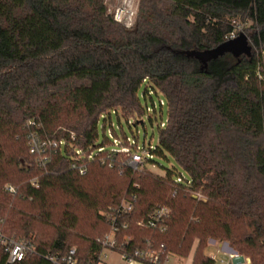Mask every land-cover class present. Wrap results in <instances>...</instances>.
<instances>
[{"label": "trees", "instance_id": "obj_1", "mask_svg": "<svg viewBox=\"0 0 264 264\" xmlns=\"http://www.w3.org/2000/svg\"><path fill=\"white\" fill-rule=\"evenodd\" d=\"M248 21L251 55L185 53L215 48ZM263 51L264 0H140L131 27L106 0H0V231L35 250L14 264H54L48 257L73 247L78 264H96L114 227L117 252L164 244L158 264L189 255L195 239L193 264H215L200 249L209 237L264 264ZM146 77L169 104L157 154L170 155L191 186L175 184L173 170L134 172L124 159L90 162L82 174L59 150L38 165L29 139L37 125L87 145L101 113H144ZM133 195L134 209L120 212ZM160 207L171 209L164 232L139 225ZM46 227L53 234L43 240Z\"/></svg>", "mask_w": 264, "mask_h": 264}, {"label": "built area", "instance_id": "obj_2", "mask_svg": "<svg viewBox=\"0 0 264 264\" xmlns=\"http://www.w3.org/2000/svg\"><path fill=\"white\" fill-rule=\"evenodd\" d=\"M137 0H122L121 3L115 7H109L113 12L114 19L127 27L134 25L135 18L137 15ZM242 26L237 25L234 32L230 34V39L237 36L238 30H241ZM142 85L145 86L144 97H148L152 100V107L146 104L144 107V113L150 115V118L158 119V107L161 109L164 106V101L160 99V105L153 100L154 94H158L157 90L151 83L148 77L143 78ZM116 113L120 119L121 113L116 109H111L101 113L98 120V130L103 123L102 128L104 129V138L100 141V133L98 132L97 137L87 145H81L75 133H71L68 137L55 138L51 137L40 130V125H37L29 135L30 139V153L36 157V161L40 167H45L50 160L51 153L56 151H61L65 154L69 160L70 165L73 169L80 171V173H85L87 170V165L90 162H97L102 165H108L109 167H114L117 161L124 159V164L132 169L134 172L142 171L149 162L155 158L157 154V146L152 143L144 142L142 145L139 141L138 135H133V137L127 135L123 127H121V135L114 129V123L112 122V115ZM162 114V112H161ZM128 125L131 127L134 123L138 124L135 120L126 118ZM134 121V123H133ZM141 122V121H140ZM167 122L159 123V128H165ZM30 125H35L34 122H30ZM110 134L107 136L106 130ZM111 137V139H110ZM174 183L177 185L191 186L192 181L189 177L185 176L183 173L175 176ZM36 183V182H34ZM10 191H14L12 187H8ZM136 196L130 200H124L119 206L118 210L120 212H129L134 209V202ZM171 209L169 207H160L155 210L151 218L146 222L140 221L139 225H149L152 227H159L161 232L166 230V226L162 224L165 218L169 215ZM126 227V225H125ZM117 228L114 227L110 234L105 237L103 242V248L98 256L96 264H107L110 251H117L115 233ZM165 248L164 244L161 245L160 249L157 250L151 245L147 248H137L131 251H118L121 259L124 262L131 263L135 261H140L144 264H158L162 249ZM0 250L6 254V261L8 264H14L16 262L22 261L28 253H33L35 250L27 245L26 241L17 238L15 236H9L0 231ZM76 249L73 247L70 249L69 253L62 257H48L54 264H78V260L75 256ZM211 259L215 261V264H252L250 259L242 255L241 253L224 248L222 246L216 247L215 251L208 254ZM221 256V257H220ZM166 257V263L168 261Z\"/></svg>", "mask_w": 264, "mask_h": 264}, {"label": "rangeland", "instance_id": "obj_3", "mask_svg": "<svg viewBox=\"0 0 264 264\" xmlns=\"http://www.w3.org/2000/svg\"><path fill=\"white\" fill-rule=\"evenodd\" d=\"M139 1L140 0H137V3H136L137 8L139 5ZM251 25H252V22L248 21L245 26L241 27L242 29L244 28V30H238L237 35L240 32H244L246 35L249 34L248 35L249 43L252 45V47H254V44L250 38V34L252 33V30L250 29ZM262 53H264V51ZM259 54H260V52H257L258 56H259ZM144 91H145V86L143 85V86H141L140 92H139L141 106L143 108L146 107V104L148 102V104L152 107V100L149 97L147 99L144 97V94H143ZM161 98L164 101V106L162 109L159 106ZM153 100L155 102H157V104L159 106L158 107L159 108L158 109V115H159L158 119H155V118L151 119L150 115L147 113H141L140 115L137 114V115H134V117H131V119L135 120L134 118H136V121L138 120V121H142V122L135 124L133 121L134 124L130 127L128 125L127 119L125 117L121 116L119 119L118 115L116 113H113L112 122L114 123V129L121 135V127L120 126H122L124 132L127 135H129L131 137H133L134 134L138 135L141 145L144 142H146V143H152L154 146H157L159 143V130H160L158 125L160 122H162V120L164 122H167L169 120V104H168L167 99L161 95L154 94ZM161 112H162V114H161ZM102 125H103V123H101V127L99 129L100 141H102L104 138V129L102 128ZM109 129H110V126H108L107 130H106L107 136L110 134V132L108 131ZM110 139H111V137H110ZM147 168L150 171H152L158 175H162V176L165 175L168 170H173L174 172L177 173V175H179V173H183L185 176L188 175L181 167H179L177 165V163L174 161V159L170 155H168L167 153L165 154V156L156 154L155 158L153 159V162H149L147 164ZM188 194L193 195L194 197H196L197 200L203 199L204 201H206V199H207L206 195H203L201 193H197L195 191L190 190V192ZM81 229L89 231L90 226H89V224L83 222L81 224ZM52 234H53V230L50 227H46L45 229L43 228V230L40 231V237L43 240H48ZM198 244H199V240L195 239L189 255H187L185 257H181V256L179 257L176 254H171L167 263L168 264H176L177 260L183 261L182 258H190L191 257V260H192L191 264H193L194 255H195V251L197 249ZM211 245H216L217 247H218V245H221L224 248H229V249H232V250H235V251L241 253L237 249L230 247L228 245V243H226L223 239H220V238L214 239L211 237L206 239V241L201 245L200 249H201V251H204L208 255L209 254V247ZM73 246H75V244H73Z\"/></svg>", "mask_w": 264, "mask_h": 264}, {"label": "water", "instance_id": "obj_4", "mask_svg": "<svg viewBox=\"0 0 264 264\" xmlns=\"http://www.w3.org/2000/svg\"><path fill=\"white\" fill-rule=\"evenodd\" d=\"M252 45L249 43L248 37L244 32H240L236 37L228 39L227 41L219 44L215 48L206 49L203 51L191 50L185 53L189 56H195L203 60H209L222 56L226 53H232L236 57L244 55H251Z\"/></svg>", "mask_w": 264, "mask_h": 264}, {"label": "crops", "instance_id": "obj_5", "mask_svg": "<svg viewBox=\"0 0 264 264\" xmlns=\"http://www.w3.org/2000/svg\"><path fill=\"white\" fill-rule=\"evenodd\" d=\"M121 1L122 0H106V3L109 7H115V6L119 5L121 3ZM219 246H221V245H219ZM216 247H217L216 245H211L209 247V253H211L212 251H215ZM170 255H169V257H170ZM169 257H168V260H169ZM182 260L183 261L177 260L176 264H191V262H192L191 257L190 258H182ZM107 264H144V263H142L140 261H135V262H131V263L124 262L121 259L120 254L117 251H111L109 254L108 260H107ZM166 264H168V263H166Z\"/></svg>", "mask_w": 264, "mask_h": 264}]
</instances>
